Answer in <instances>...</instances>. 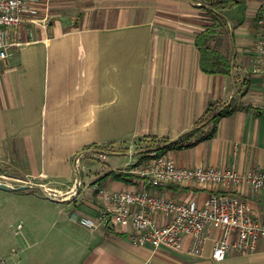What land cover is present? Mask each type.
I'll use <instances>...</instances> for the list:
<instances>
[{
  "label": "crops",
  "instance_id": "obj_1",
  "mask_svg": "<svg viewBox=\"0 0 264 264\" xmlns=\"http://www.w3.org/2000/svg\"><path fill=\"white\" fill-rule=\"evenodd\" d=\"M223 13L225 27L209 44L231 62L229 75L200 67L195 44L210 24L192 0H27L22 25L7 31L0 64V226H24L22 256L15 242L0 243L7 264H264L260 250H231L214 261L209 233L202 257L132 244L129 225L97 222L108 194L142 189V180L88 151L108 146L115 157L148 160L142 149L171 142L195 128L217 103L233 113L212 138L166 154L182 168L264 170V79L258 18L264 0H236ZM139 152H132L136 144ZM150 145L146 147L145 145ZM120 147V148H117ZM130 149L124 154L119 149ZM79 166V167H78ZM111 172L121 179H114ZM80 188L77 193V183ZM15 186V187H12ZM219 186L194 182L154 190L179 202L202 205ZM253 217L264 223V190L239 188ZM20 226V225H19Z\"/></svg>",
  "mask_w": 264,
  "mask_h": 264
},
{
  "label": "built area",
  "instance_id": "obj_2",
  "mask_svg": "<svg viewBox=\"0 0 264 264\" xmlns=\"http://www.w3.org/2000/svg\"><path fill=\"white\" fill-rule=\"evenodd\" d=\"M27 13H36L28 8L27 0H0V64L10 56L3 49L7 31L20 27ZM257 25L264 79V11ZM262 111L264 115V98ZM142 151L148 160L142 162L139 159L124 171L140 178L142 189L108 194L109 207L98 215L96 222L83 220L87 227L93 229L97 222L106 226L129 225L133 230L132 244L174 251H181L184 238L190 236L193 245L189 253L198 258L203 256L209 233L218 231L222 237L213 239L211 258L214 261L225 260L231 250L244 254L260 250L264 223L253 217L239 194V188L247 185L255 192L264 190V170L239 173L230 167L182 168L167 154H159L156 150ZM113 152L108 146H103L86 153L104 160ZM83 155L76 157L77 165H80ZM189 182L199 186L215 184L220 191L212 194L202 205L179 202L154 192L171 184ZM0 264H7L1 254Z\"/></svg>",
  "mask_w": 264,
  "mask_h": 264
},
{
  "label": "trees",
  "instance_id": "obj_3",
  "mask_svg": "<svg viewBox=\"0 0 264 264\" xmlns=\"http://www.w3.org/2000/svg\"><path fill=\"white\" fill-rule=\"evenodd\" d=\"M194 3L201 4V8L210 16V24L206 25L203 32L199 33L195 39V44L200 53V67L202 71L209 75L222 74L229 75L231 73L230 59L223 55L217 48L209 44L211 35L215 34L218 29L225 27L223 13L231 10L236 6V0H192ZM232 107L221 108L217 103L210 104L205 110L203 116L196 122L195 128L176 141L162 139L154 141V147L150 150H156L159 154H166L169 150H184L194 147L195 145L212 138L217 129L219 120L233 113ZM146 150V149H145ZM145 152H143L144 154ZM141 161V160H140ZM112 175L118 180L125 176L124 173L119 175L111 172L107 176Z\"/></svg>",
  "mask_w": 264,
  "mask_h": 264
},
{
  "label": "rangeland",
  "instance_id": "obj_4",
  "mask_svg": "<svg viewBox=\"0 0 264 264\" xmlns=\"http://www.w3.org/2000/svg\"><path fill=\"white\" fill-rule=\"evenodd\" d=\"M135 146L136 147L132 149V152H139L138 150H141L140 149L141 146L139 145V143L136 144ZM145 146L150 147V145H147V144ZM151 147H154V145H151ZM117 148H120V147H117ZM116 150L113 153H117L118 151H116ZM119 150L121 151L122 154H124L128 151H131L130 149H127L124 147H122ZM117 154H119V153H117ZM108 157H110L109 161H110L112 166L118 165V166H123V167L124 166L129 167V166L135 164L137 161L136 156L131 157L128 154L126 156L115 157L114 159H112V156H110V155ZM82 160H86V161L94 160V162H96V163L99 162V160L93 156L85 157ZM12 187H15V186H12ZM19 225L21 226L20 228H19ZM23 231H24V226L20 222V220L14 221L11 224V226L9 224L7 227H5L3 229H1V226H0V243L8 241L10 243L15 242V243L19 244V246H18V245H15L12 243V245H13L12 247L17 248L20 256H22V248H23L22 247L23 246L22 235H23Z\"/></svg>",
  "mask_w": 264,
  "mask_h": 264
},
{
  "label": "water",
  "instance_id": "obj_5",
  "mask_svg": "<svg viewBox=\"0 0 264 264\" xmlns=\"http://www.w3.org/2000/svg\"><path fill=\"white\" fill-rule=\"evenodd\" d=\"M77 188H78V190H77V193L79 192V188H80V180L78 181V183H77ZM0 189H7L5 186H2V185H0Z\"/></svg>",
  "mask_w": 264,
  "mask_h": 264
}]
</instances>
